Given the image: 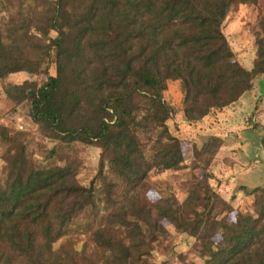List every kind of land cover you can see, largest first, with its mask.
Instances as JSON below:
<instances>
[{
	"label": "trees",
	"instance_id": "1",
	"mask_svg": "<svg viewBox=\"0 0 264 264\" xmlns=\"http://www.w3.org/2000/svg\"><path fill=\"white\" fill-rule=\"evenodd\" d=\"M257 1L3 0L0 82L19 72L44 76L39 86H4V95L28 105L42 137L99 155L84 187L79 162L60 156L40 164L0 132L9 143L1 156L0 264H150L164 223L194 237L202 264H264V185L248 193L254 214L238 211L230 221L233 209L209 173L193 176L180 202L151 200L147 181L152 170L178 171L183 162L166 123L167 82H177L182 121L193 125L264 78V8L249 70L222 33L232 7ZM219 147L209 137L193 159L206 169Z\"/></svg>",
	"mask_w": 264,
	"mask_h": 264
},
{
	"label": "rangeland",
	"instance_id": "2",
	"mask_svg": "<svg viewBox=\"0 0 264 264\" xmlns=\"http://www.w3.org/2000/svg\"><path fill=\"white\" fill-rule=\"evenodd\" d=\"M263 8V0H258L253 5L232 7L228 11L222 25V33L233 53L234 59L244 69L251 67L252 60L255 57V39L259 34L258 21L263 13ZM8 14L9 9L3 4V0H0V18L6 17ZM48 75H54L52 65L48 69ZM25 81L39 86L44 81V76L19 72L7 76L0 82V132L5 133L14 142L22 144L27 154L40 164L50 163L60 156H65L79 162L80 170L77 174V182L81 186H88L96 172L99 150L95 147H80L77 145H73L70 149H65L62 146H57L52 140L42 137L38 132L37 126L31 122L28 116V105L25 102L18 105L13 104L4 95L2 90L4 86L20 85ZM263 82L264 78L256 77L254 79V87L252 88L253 96L249 99L247 98L248 96H245V99L249 101V105L251 103L253 105L248 107L241 116L238 114L229 116L228 122L229 120H233L227 128L220 127L216 130H212L213 124L217 123L215 121H211L201 128L199 126L186 127L180 113L182 95L178 84L177 82H167L166 89L162 93V99L171 107L172 115L166 123L168 130L176 137L178 144H180L183 162L178 171L154 169L149 173L147 179L150 186L148 197L151 200L158 199L159 197L168 198L169 196H173L177 202H180L185 196L186 185L192 177H199L201 173L206 172L211 176L208 183L214 192L222 199L228 201L233 209V212L228 215L230 221L237 219L239 212L254 214L251 197L248 195L251 189L245 187L248 186L253 189L264 185ZM248 95H251V93ZM219 111L212 110L209 114L211 115ZM240 129H244L243 132ZM214 133L220 135L227 133V137H217L214 136ZM209 137H216L220 140V147L217 152L224 146V141L226 140L234 141L236 139L240 145V148H234L233 152L231 148H223L220 154V157H223V155L227 157L223 158L222 162L220 161L221 163H219L222 168L223 166L232 168L234 163L229 160L228 156L233 158L230 153L235 155L234 175L223 179L224 186L219 177L212 173L213 171L215 172L213 169L215 163L213 162L216 154L206 169L201 162L198 163L193 159V149L199 148ZM230 144L226 143L227 146H230ZM7 145H9L7 141H0V172L2 171L1 156ZM52 148H57V156L48 154ZM164 226L166 235L162 237L163 239L158 245L153 247L149 256V263L202 264L203 259L199 257L198 251L193 245L196 242L194 237L176 232L169 224L164 223ZM79 238L82 237L80 236Z\"/></svg>",
	"mask_w": 264,
	"mask_h": 264
},
{
	"label": "crops",
	"instance_id": "3",
	"mask_svg": "<svg viewBox=\"0 0 264 264\" xmlns=\"http://www.w3.org/2000/svg\"><path fill=\"white\" fill-rule=\"evenodd\" d=\"M250 68H246V70H249ZM252 86L254 87V80L252 81ZM251 93V95H248V94H250ZM245 96H248L247 98L249 99L250 97H252L253 96V94H252V90L250 91V92H247V93H244V94H242L238 99H237V101L235 102V103H233V104H231V105H229L228 107H226V108H223L221 111H219V112H215L214 114H208L207 116H205L199 123H197V124H193V125H189V124H186V123H184V124H186V127H188V128H191V127H197V126H199L200 128L203 126V125H205V124H208L209 122H211V121H215V122H217V123H214L213 124V129L212 130H216V129H218V128H222V127H224V128H227L229 125H230V122H232V120H229V122H228V117L229 116H233L234 114L236 115V114H238V115H240L241 116V114H243L246 110H247V108L248 107H250L251 105H253L252 103H251V105H249V101H248V99H245ZM255 100V99H254ZM252 108H253V106H252ZM181 121V120H180ZM181 123H183L182 121H181ZM205 130H207V129H205ZM244 130V129H243ZM243 130L242 129H240V131L241 132H243ZM241 132H239V133H241ZM238 133V134H239ZM214 136H219V137H227V133H224V135H220V134H216V133H214ZM231 136H234V135H231ZM225 142V144H224V146H222L220 149H219V151L216 153V155H215V159H214V162L213 163H215V166H214V170H215V172L213 171L212 173H214L217 177H219V180H221V183H222V185H223V179H227V178H230L231 176H233L234 175V164H235V155H233L232 153H230V155L231 156H233V158H231V157H229L228 156V158H229V160H231L232 161V163H234L233 165H232V168L231 167H229V166H223V168L220 166V164L219 163H221L222 162V159L223 158H227L226 157V155H223V157H220L221 155V152H222V150H223V148H231V151L233 152L234 151V148H237V149H239L240 148V145L237 143V140L235 139L234 141H224ZM226 143H231L230 144V146H227L226 145ZM179 146H180V144H179ZM226 154H229V153H226ZM221 158V159H220ZM221 161V162H220ZM213 166V165H212ZM212 166H211V168H212ZM222 169V170H221ZM220 170V171H219ZM213 174V175H214ZM214 175V176H215ZM224 186V185H223ZM245 188H247V189H252L251 187H245ZM239 193V192H238Z\"/></svg>",
	"mask_w": 264,
	"mask_h": 264
}]
</instances>
